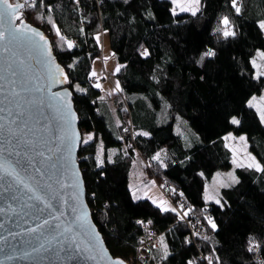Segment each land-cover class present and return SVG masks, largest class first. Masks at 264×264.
<instances>
[{"label":"trees","instance_id":"16d2710c","mask_svg":"<svg viewBox=\"0 0 264 264\" xmlns=\"http://www.w3.org/2000/svg\"><path fill=\"white\" fill-rule=\"evenodd\" d=\"M46 3L53 6L52 10L37 7L23 11L27 13L26 22L42 28L49 37L53 53L70 74L72 83L79 82L87 89L83 94L73 89L74 108L79 131L95 133V142L86 147L81 144L78 163L85 170L82 174L91 217L111 255L125 260L134 258L148 224L159 237L155 247L150 244L151 253L145 264H186L189 259L194 264H208L206 258H211L213 247L225 264L264 261V174L238 167L235 175L241 183L219 187L221 196L228 201L224 208L214 200H204L206 182L231 166V151L224 142L226 133L246 135L251 153L264 163V124L247 104L264 87V77L253 78L255 69L251 62L257 49L264 50V30L257 23L264 19V0H237L242 8L239 15L231 0H200L196 16L190 12L174 14L171 0ZM222 16H228L230 25L236 26L241 33L239 39L224 40L213 31L224 27L219 23ZM105 28L109 30L106 33L112 54L121 65L115 76L122 91L102 96V90L94 87L95 80L88 73L93 59L101 56L100 37ZM97 32L98 41L94 35ZM66 39L73 40L76 46L68 49ZM207 48L215 49L217 55L197 64ZM145 50L147 54L143 55ZM69 64L73 67L68 68ZM231 115H236L241 123L231 124ZM178 117L187 120L199 136L191 147L184 145L174 131ZM129 124L131 133L124 135ZM145 131L150 135H142ZM120 136L124 139H118ZM101 141L105 154L111 149L116 151L114 163L103 166L107 170L104 177L98 176L99 170L91 161L82 162L86 155L94 157ZM157 153L167 167L151 159ZM136 155L146 161L144 169L160 188L166 181L161 190L177 212L183 214L180 205L191 209L188 214L201 222L212 239H191L189 226L176 212H161L148 198L141 197L151 182L143 183L139 194L136 191L140 200L131 201L128 177ZM91 192H96V199H91ZM206 215L216 218L218 233L210 230ZM137 220L144 223L138 224ZM161 236L171 250V256L163 261ZM185 237L191 242L184 243Z\"/></svg>","mask_w":264,"mask_h":264},{"label":"snow or ice","instance_id":"6c2138e0","mask_svg":"<svg viewBox=\"0 0 264 264\" xmlns=\"http://www.w3.org/2000/svg\"><path fill=\"white\" fill-rule=\"evenodd\" d=\"M76 2L79 3V0ZM189 2L192 6L181 10L196 16L200 11V0H189ZM172 3H177V0H172ZM231 6L237 15L241 14L242 8L237 4V0H231ZM37 7L50 11L53 6L47 4L46 0H31L28 4L0 0V52L4 54L2 65H0V82H2L0 94L3 95V99L0 100L2 105L0 106V139L3 140V144H0V177L7 185L6 192L13 187L16 188L17 195L13 199L18 198L22 202L20 212H23L25 216L31 214L37 221L34 227L22 229L29 234H38L35 242L23 254L44 258L57 257L61 264L76 255H84L94 264H105V262L106 264H125L120 257L112 258L108 249L103 246L104 241L96 225L90 221L88 205L85 202V197L88 195L82 175L85 170L78 166L75 149L81 144L86 147L90 142H95V133H81L74 126L78 115L74 108L73 89L82 94L86 93L87 89L83 88L79 82L72 83L70 74L57 62L53 54L54 49L44 34L26 22L27 13L21 9ZM149 15L151 16V13ZM51 23L53 28H56L57 35H60L55 22ZM219 23L224 27L213 29V31L218 32L224 40L240 38L241 33L236 26L230 25L228 16H222ZM257 23L260 29L264 30V19L258 20ZM104 31L109 30L105 28ZM83 32L84 28L81 27V33ZM94 35L98 41L100 33L97 32ZM66 43L68 49L76 46L71 39H66ZM257 52L261 58H264V51L257 49ZM142 54L146 55L147 51L145 50ZM216 55L215 49L207 48L196 63L202 64L205 58ZM251 62L256 68L253 78L264 77V68L257 65L254 58ZM67 67L72 68L73 65L69 64ZM120 70L121 65L117 64L114 71ZM88 75L96 77L95 70L89 71ZM94 87L99 89L101 84L95 83ZM113 91H122L118 80ZM252 99L248 100L250 106ZM257 112L260 122L264 123V108L258 107ZM230 122L233 125H239L241 120L236 115H231ZM124 131L128 129L125 128ZM142 135L148 136L150 133L145 131ZM232 135L228 132L224 139L227 140ZM239 138L245 140L243 135ZM118 139H124V137L120 136ZM102 145L103 141L94 157L86 155L82 158V162H92V166L99 170V177L107 175V170L103 167L106 163H114L111 154L106 155ZM188 146L191 147V141ZM125 155H127L126 152ZM248 157L247 162L238 163L234 155L232 163L239 168L264 174V163L251 153H248ZM151 159L158 161L161 167H167L159 153L154 154ZM200 174L203 175V173ZM229 176L230 182L222 184L221 187L238 186L241 183L240 177L234 173H230ZM129 189L131 201L140 200L132 185H129ZM180 195L182 196L183 193L181 192ZM90 196L91 199H96V192H91ZM204 200H214L221 208L228 204L218 188L214 189V195H208L206 190ZM152 203L157 205L161 212H176L179 219H183L191 211L180 205L183 211L181 215L177 212V208L168 205L167 201L152 200ZM25 209L30 212H26ZM7 210L15 211L16 207L13 204H7L6 209H0V211ZM66 211L69 216L65 218ZM204 219L213 233L219 232L220 225L215 217L206 215ZM137 223L142 224L144 221L137 220ZM81 237H85L86 242L80 240ZM202 239L208 241L212 237L205 234ZM190 242L188 237L184 238V243ZM252 243L250 241L249 252L253 251ZM161 246L163 261L171 256V250L163 236H161ZM216 253L217 249L213 247L209 254L211 258H206L208 264H225V261ZM186 264H194V261L189 259ZM260 264H264V261H260Z\"/></svg>","mask_w":264,"mask_h":264},{"label":"rangeland","instance_id":"374dc122","mask_svg":"<svg viewBox=\"0 0 264 264\" xmlns=\"http://www.w3.org/2000/svg\"><path fill=\"white\" fill-rule=\"evenodd\" d=\"M11 3L13 0H10ZM172 1V0H171ZM192 6L189 2V0H177V3H172V11L174 9V14L180 13V12H186L182 11V8L190 7ZM100 44H102V51L101 56H98L93 59L92 62V69L96 72L95 77V83L101 84V90H102V96H106V93H113V89L115 88V84L117 81V78L115 76V67L118 64V61L114 54H112L110 44L108 42V34L106 32H103L102 36L100 37ZM261 51H264L263 49H260ZM256 61L257 65H261L262 68H264V58H261L258 52L253 57ZM252 58V59H253ZM256 72V68L253 67ZM106 71L108 74V77L105 78V80H101L102 72ZM255 97L254 99H252ZM264 87L262 88L261 92L254 94L251 96L248 100L252 99V105L250 106L255 109L257 112V108H264ZM247 100V102H248ZM258 113V112H257ZM259 115V113H258ZM264 124V123H263ZM174 131L179 135V137L182 138V142L184 145L188 146L189 141H191V145H193L196 141L199 140V136H197L196 132L189 126L187 120L184 118L178 117L175 124H174ZM232 133V132H231ZM227 134V133H226ZM233 135L231 137H228L227 140L224 139L225 145H228L227 147L231 151V166L227 168V170L219 171L214 176L212 181H207L205 185V191L207 190L208 195H214V189H219L222 184H227L230 182V173L235 174L236 168H238L236 165H233L232 160L233 156L235 155L236 160L238 163H244L247 162L249 159L248 153H251L248 145V139L246 135L239 134ZM243 135L245 136V140H241L239 137ZM226 136V135H225ZM224 136V137H225ZM198 137V139H197ZM252 154V153H251ZM253 155V154H252ZM134 165L132 169V173L129 177L128 183L129 185H132V188L135 189L137 185L142 183L143 179H149L151 180V185L149 188L142 191L141 197H147L151 202L152 200H164L167 201L168 205L172 207H176L172 202H170V199L167 198L165 193L161 190V188L158 185V182L153 179V177H149L148 172L141 167V161L138 156H136L134 159ZM145 166V165H144ZM200 236V235H198Z\"/></svg>","mask_w":264,"mask_h":264},{"label":"water","instance_id":"95a60500","mask_svg":"<svg viewBox=\"0 0 264 264\" xmlns=\"http://www.w3.org/2000/svg\"><path fill=\"white\" fill-rule=\"evenodd\" d=\"M9 2L11 3L10 0ZM13 3L24 4V2L20 0H13ZM21 11H23V9H21ZM27 23L29 22L27 21ZM33 27H36V26H33ZM36 28L44 34L49 44L51 45L49 37L45 35L42 28L40 27H36ZM3 55L4 54L0 52V65H2V62H3ZM56 87L58 88L59 86H56ZM2 99H3V95L0 94V100ZM74 126L79 130L78 119L75 122ZM0 144H3L2 139H0ZM80 146H78L75 149V153L77 157H78L77 152ZM77 163H78V160H77ZM78 166L80 167V163H78ZM6 186L7 185L5 184L4 179L0 177V209H6L7 204H13L16 207V210L15 211H12V210L0 211V237H4V239H0V264H61L60 260L57 257L44 258L43 256H35L31 254L26 256L23 254V252L27 251L29 247L35 242V238L38 234H29L27 232L22 231V229L34 227L37 221L35 220V217L32 216L31 214L25 216L23 212H20L19 209L20 207L23 206L22 202L18 198L13 199V197H16L17 195L16 188L13 187L6 192L5 191ZM85 202H86V197H85ZM25 211L30 212V210L28 209H25ZM88 211H89L90 221L92 224H94L93 219L91 217V211H90L89 206H88ZM68 216H69V213L68 211H66L65 218ZM61 219H64V218H61ZM25 220H27V223H25ZM97 231H99L98 228H97ZM101 238H102V235H101ZM102 239L104 241V238ZM80 240L86 242L85 237H81ZM103 246L106 248L105 242ZM108 253L112 258H115L114 256L111 255V253L109 252V249H108ZM9 256L11 258H8ZM123 260L125 261V264H128L125 259ZM64 264H94V262L88 260L87 257L84 255H76L71 260H65Z\"/></svg>","mask_w":264,"mask_h":264},{"label":"built area","instance_id":"2783aa9c","mask_svg":"<svg viewBox=\"0 0 264 264\" xmlns=\"http://www.w3.org/2000/svg\"><path fill=\"white\" fill-rule=\"evenodd\" d=\"M101 80H105L106 77H108V74L106 73V71L102 72L101 75ZM96 80L95 77H93V81ZM131 124H129V127L126 128L128 129V131H124V135H128L129 133H131ZM132 139V137H131ZM132 143V142H130ZM129 143V145H130ZM166 185V181L163 180V182L161 183V188L163 189L164 186ZM183 215V214H182ZM182 221L184 223H186L189 228H190V234H191V239H194L196 237H198V235H194V233H199V235L202 237L203 235L207 234L206 233V229L202 226L201 222L198 221V219L196 218H192L190 214H188L187 216H184V218L182 219ZM149 225L146 224L145 227V235L144 238L142 239V243L139 246L140 248L138 249L137 254L135 255L134 258H129L127 259V263L128 264H145L146 260L148 258V256L151 253V245H156L158 243V233H153L151 232V230L148 227Z\"/></svg>","mask_w":264,"mask_h":264},{"label":"crops","instance_id":"0c3cea01","mask_svg":"<svg viewBox=\"0 0 264 264\" xmlns=\"http://www.w3.org/2000/svg\"><path fill=\"white\" fill-rule=\"evenodd\" d=\"M107 154H111V156H112V158L114 157V155L116 154V151H115V149H111V150H108V152L106 153V155ZM136 156H138L139 158H140V161H141V164H142V166L141 167H143L144 168V165H145V160L142 158V156L140 157L139 155H136ZM133 161V160H132ZM133 165H134V161L132 162V164H131V167H130V170H129V177H130V175H131V173H132V169H133ZM129 177H128V180H129ZM146 181H148L149 183H150V181L151 180H149V179H143V181H142V183H140L139 185H137L136 187H135V190L137 191V193L139 194V189L141 188V186H142V184L143 183H145ZM147 198V197H146Z\"/></svg>","mask_w":264,"mask_h":264},{"label":"flooded vegetation","instance_id":"af4514ba","mask_svg":"<svg viewBox=\"0 0 264 264\" xmlns=\"http://www.w3.org/2000/svg\"><path fill=\"white\" fill-rule=\"evenodd\" d=\"M13 3V2H12Z\"/></svg>","mask_w":264,"mask_h":264}]
</instances>
